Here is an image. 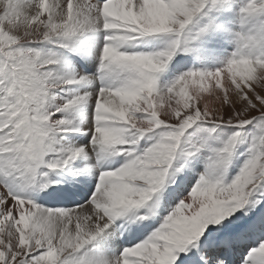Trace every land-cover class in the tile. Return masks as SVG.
Returning <instances> with one entry per match:
<instances>
[{"label":"snow or ice","instance_id":"6c2138e0","mask_svg":"<svg viewBox=\"0 0 264 264\" xmlns=\"http://www.w3.org/2000/svg\"><path fill=\"white\" fill-rule=\"evenodd\" d=\"M0 264H264V0H0Z\"/></svg>","mask_w":264,"mask_h":264}]
</instances>
